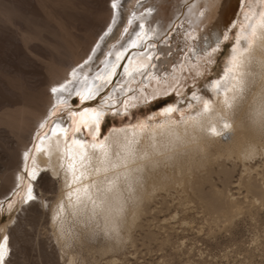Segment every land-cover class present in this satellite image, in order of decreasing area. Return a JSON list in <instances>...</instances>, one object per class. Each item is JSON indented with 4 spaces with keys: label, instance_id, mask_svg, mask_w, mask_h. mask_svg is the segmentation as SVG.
Returning a JSON list of instances; mask_svg holds the SVG:
<instances>
[{
    "label": "rangeland",
    "instance_id": "obj_1",
    "mask_svg": "<svg viewBox=\"0 0 264 264\" xmlns=\"http://www.w3.org/2000/svg\"><path fill=\"white\" fill-rule=\"evenodd\" d=\"M121 1L0 0V114L10 117L9 113L14 112L17 115L21 112V116L12 115L22 121L23 118L26 120L32 111L43 112L40 117L44 116L43 119H39L37 123L39 125L32 131L33 138L29 147L36 143L42 133L56 120L63 121L61 123L64 125L61 126L69 133H82L87 140H91L93 134L89 132L85 123L77 122L78 115L71 116V112L79 113L89 106L99 107L98 109L105 113L97 135L98 138H104L116 128L121 129L125 126L128 128L131 124L147 125L151 123L148 121L154 120L149 119L150 115L156 120L160 119L161 114L156 111L161 112L166 104L179 102L177 106L180 114L178 111L172 113L178 119L181 112L184 115L203 109L204 100L209 103L215 101L213 88L209 85L211 80L222 76L221 73L227 66L228 51L237 38V28L242 26L241 10L239 21H235L225 35L228 39H222L213 51L208 48L201 50L200 53L193 52L190 47L189 52H185L184 42L176 41L177 50L188 59V64H183L182 75L168 92L151 98L146 96L138 98L135 99V103L131 98L132 93L151 92L150 87L154 85V80L151 79L152 71L148 67L146 72L143 71V75L140 73L125 76V69L128 70V59L134 51L145 50L140 44L144 38L151 36V32L149 28L144 30L147 32L146 37L139 36L133 39L134 30L128 31L127 22L136 16L133 11L138 2L148 0H124L125 2L120 3ZM249 1L244 0L245 5ZM257 2L260 4V0ZM114 3L117 5L116 10L113 7ZM116 12L118 16L115 19ZM8 15L14 18L8 20L12 17H7ZM153 17L154 15L142 18V21L151 20ZM169 32L170 30L161 35L154 43L161 41L167 45L169 41L165 40V37ZM180 32V36L185 34L183 31ZM187 40L186 38L185 42H189ZM191 43L195 45V42ZM174 45L175 43H172V49ZM111 49L113 52H110ZM91 51L96 53L89 63L81 67L80 63L85 62L86 53ZM81 54H84L85 58H81ZM168 54V50L165 53L157 51L153 53L152 58L164 59ZM73 57L81 58L76 62L80 67L76 81H97L99 79L96 77L100 75L104 79L99 80L101 83L96 82L94 87L101 84L104 86L99 95L86 104L79 102L74 91L64 100L54 102L47 97L52 93L47 86L50 72L54 70L52 67L54 64H65ZM113 58L111 65H107L106 61ZM75 64L72 66L77 68ZM72 66L69 65L68 70H71ZM118 85L123 89L120 90ZM193 93L201 100L194 101ZM61 94L57 92L58 96ZM46 97L51 107L44 101ZM186 101H190L188 103H191V107ZM125 102L129 115H113V112L123 109ZM23 113L29 114L22 117ZM136 121L138 122L133 124ZM5 125L3 122L0 124V197L3 196L0 198V245L4 240L7 247L3 264H264V192L261 200L258 198L254 200V197L238 184L240 173L243 172L238 160L234 161L235 165L231 160L226 161L227 166L232 168L233 165L226 186H221V180L215 178L214 181L217 187L223 189L227 187L224 189L225 197L227 198L228 194L234 197L241 207L240 213L239 208L233 214H228L224 210L211 214L203 210L197 201H192V204L190 200L181 202L176 198L178 195L175 196L177 193L171 191L169 197L166 195L162 200L165 204L164 202L160 204V198L156 199V205L151 203L152 209L142 214L137 221L139 225L131 229L130 239L114 245L116 248L114 249V246L108 248L110 237L100 230L94 220L79 223L75 229L70 226V235L66 241L57 235L59 228L56 222L52 223L50 220L47 205L56 194L58 181L56 177L47 179L44 169L31 177L26 174L30 159L25 169L16 155V136L10 131L11 128L9 130V126L7 128ZM76 126L81 129L80 132L76 131ZM246 162L251 168V176L263 188L264 154L256 155ZM17 169H21L22 182L11 186L4 179L10 177ZM8 186L13 188L10 189ZM29 187L33 189V199L26 198ZM40 193L44 201L39 199ZM155 207L158 209H153ZM72 228L74 230H71Z\"/></svg>",
    "mask_w": 264,
    "mask_h": 264
},
{
    "label": "bare ground",
    "instance_id": "obj_2",
    "mask_svg": "<svg viewBox=\"0 0 264 264\" xmlns=\"http://www.w3.org/2000/svg\"><path fill=\"white\" fill-rule=\"evenodd\" d=\"M257 1L250 0L245 5L244 0H226L221 8H216L212 4V0H148L147 2H138L133 11L136 16L134 15L135 17L127 22L128 31L133 29V39H137L139 36L146 37L147 32L144 30L150 28L151 36L144 38L140 44L145 48L144 51H134L130 55L127 65L128 71L124 75H140L149 67V70L152 71L151 79L154 80V85L150 87L151 92L149 94H142L140 91L135 92V94L132 93V101L135 102V99L138 98L142 99L145 96L151 98L157 94L168 92L178 81L179 76L182 75V69H184L183 64H188V59H186L185 54H181L180 50H177V42H184L183 51L185 52H189L190 47H192L193 52L199 51L200 53L201 50L208 48L213 51L224 39L229 27L235 24V21H239L241 13L242 26L237 28L236 36L237 38L242 36L241 29L246 28L251 22L245 19V15H251L257 11V8L264 11V0H260V4ZM257 3L259 6L256 5ZM118 11L120 12V10ZM117 12L114 14L115 19L118 16ZM151 15H154L151 20L142 21V18H150ZM9 16L12 15L7 17ZM12 18L14 16L8 20ZM136 20L138 21L135 23ZM169 30L170 32L165 37V40L169 41L167 45L161 41L154 43ZM180 31L185 32V34L180 36ZM258 35L264 37V32L258 30ZM186 38L189 42H185ZM237 38H235L233 47L228 51V62L225 70L221 73L222 76L220 75L210 82L209 87L212 86L213 88L212 93L215 101L209 103L208 111L203 108L184 114L183 120L181 116L176 119L172 113L163 115L160 110L161 112L156 111L161 114L160 119L157 118L158 120H156L152 117L154 120H147L151 123H146L144 128L131 126L132 124L128 128L127 126L121 129L115 127L116 129H113L107 136L105 135L106 137L98 138L93 123L94 117L85 113L83 118L78 115L77 122L85 123L89 132L93 134L91 140H87L82 133H69L64 126H61L63 121L56 120L46 132L42 133L38 141L29 147L30 140L33 138L32 131H34L33 129L39 119H43L44 116L40 118L43 112L37 110L32 111L31 114L30 111L31 115L29 116H27L29 113H26L27 115L23 113L22 117L27 116L26 120L22 119L23 122L17 120V117H13V115H20L21 112L17 115L14 112L13 115L9 113L10 117H5V114L2 113L5 118L0 114V124L3 122L5 125L6 123L5 126L7 128L9 126V130L11 128L10 131L16 136V155H18V159L25 169H27V161L30 159L26 174L31 177L44 169L47 179L56 177L58 181V191L56 190V194L47 207L49 218L52 223L56 222L55 224L59 228L57 235L61 239L66 241L69 238L70 226L75 229L78 228L79 223L84 224L94 220L100 230L110 237L108 248H112L111 246L130 237L131 229L139 225L137 221L140 220V216L152 209L150 206L152 202L155 204L156 199L160 198L161 203L159 201L158 203L162 204L164 196L169 197L168 194L171 191L177 193L175 196L178 195L176 198L181 202L190 200V204H192V201H197L203 210L211 214L218 210L233 214L239 208L238 212L240 213L241 207L234 197L229 194L227 198L225 197L224 189L227 187L224 189L217 187L214 181L215 178L221 180V186H226L235 160L240 162L243 169L238 184H241L246 192L254 197V200L257 198L261 200L264 187L262 188L255 182L256 180L250 173L251 168L246 164L248 163L246 161L256 155L259 156L261 153L264 154V137L260 135L261 121L264 120L261 116V113L264 112V103L261 102L259 96L260 84L264 82V70L260 67L261 61L264 60V57L260 55L261 52H264V38L257 39L247 52H242L241 63L228 71V68L231 67L229 60L232 56V49L244 47L243 41L237 45ZM191 42H195V45L193 46ZM172 43H175L173 49ZM100 45L99 48H101ZM166 50L169 51V54L164 59L152 58L153 53H157V51L165 53ZM94 51L86 53V58L84 54H81V58H85V62L80 63V66L91 61L96 53ZM110 52H113V49ZM81 58L73 57L65 64L50 66L54 69L53 71L50 70L47 82L50 90L54 87L59 88L62 84H66L68 87V91L62 92L61 96H58L57 93H50L47 96L50 100H64L70 92H73V89L96 88L94 87L95 83L100 82L101 79L76 81L79 73L78 68H80L76 62ZM113 60L114 58L106 61L107 65H111ZM75 63L77 68L72 66ZM69 65L72 66L71 70L67 68ZM73 70L77 73L75 79L71 75ZM124 75L123 79H125ZM156 75L161 77L158 78ZM70 81L71 83H69ZM217 81H219V86H216ZM206 85L208 86V81ZM121 89L123 88L120 87ZM47 97L44 100L46 102H48ZM182 98L184 99V96ZM186 102L188 105L191 104L188 103L190 101ZM49 107H51L50 103ZM190 117H195V119ZM138 121L140 122V120ZM78 123L76 124L78 125ZM225 123L229 124L230 127L224 128ZM212 128H215L218 134H214L211 131ZM94 136L96 137L95 140L93 139ZM35 138L36 136H34V140ZM74 140L82 141L83 145L74 143ZM130 141L133 142L137 150V157L146 152L150 159L141 161L137 158L136 163H130L128 169L121 167L110 170L106 174L97 175L95 169L99 166L98 160L102 157L104 150L107 149L110 157L115 160V154L121 152L122 146L128 145ZM101 142L104 149L92 147L93 144H100ZM230 160L233 163L232 168L226 165V161ZM82 172L84 176L80 180H74V176H80ZM10 177H5L4 180L9 182L8 184L11 186L22 182L21 169L13 171ZM108 180L115 181L110 192L106 190ZM94 184L95 186H93ZM85 186H88L87 192L83 191ZM28 190L29 188L26 195H28ZM31 191L33 193V189ZM39 195V199L44 201V198H41V193ZM185 203L187 205V202ZM73 228L71 230H74ZM57 239L59 238L57 237ZM2 244H5L4 240ZM114 249H116L115 246Z\"/></svg>",
    "mask_w": 264,
    "mask_h": 264
},
{
    "label": "snow or ice",
    "instance_id": "obj_3",
    "mask_svg": "<svg viewBox=\"0 0 264 264\" xmlns=\"http://www.w3.org/2000/svg\"><path fill=\"white\" fill-rule=\"evenodd\" d=\"M226 3V0H212V4L216 7V8H221L224 6V4ZM117 5L114 3L113 7L115 8ZM245 19L246 20H250L251 22L247 25L246 28H242L241 32H242V36H239L237 38V45L241 44V41H243V45L244 47L241 49L239 47H234L232 49V56L231 59L229 60V64L231 65V67L228 68V71H231L232 68L238 66L241 63L240 60V56L242 54V52H247L255 43V41L257 39H261L264 37H261L260 35H258V30L261 32H264V11L259 10V8H257V11L252 13L251 15L246 14L245 15ZM225 39H228L227 36L224 37ZM119 59V57H118ZM83 67V66H81ZM125 71L127 72L128 70L125 69ZM137 71H140L139 69H137ZM141 74L143 75V72H141ZM72 77L75 79L77 76V73L75 70H73V72L71 73ZM96 79H104V77L102 76H97ZM110 82V81H105V83ZM71 83V81L69 82ZM103 84H101L100 86L96 87V88H91V87H87L84 89H73L72 91L75 92V95L79 98V102L81 104H86L87 102L93 101L96 96L99 95L100 91L103 88ZM216 86H219V81L216 82ZM68 91V87L66 84H62L59 86V88H53L52 92L53 93H57V92H65ZM167 94V93H166ZM192 98L199 101L201 98L196 96L195 93H193ZM105 103H107V101H105ZM178 101L176 103L173 104H166V106L163 107L162 109V114L163 115H170L171 113L177 112L180 109L178 108ZM203 106H204V110L208 111L209 109V101L204 100L203 101ZM189 107H191V105H189ZM85 113H89L94 117L93 123L95 124V131L96 134H99L100 131V121L102 119V117L105 115V113L103 111L98 110L95 107H85L83 109V111L77 113L75 111L71 112V116H76V115H80L82 118L84 117ZM113 115H124L127 116L129 115V110H128V105L125 104L123 109L121 110H117L115 112L112 113ZM197 115H199V112H197ZM262 119H264V112L261 113ZM152 117H149V119H151ZM191 119H195V117H190ZM181 119L183 120V112H181ZM141 128L146 127V125H140ZM230 125L225 123L224 124V128H229ZM53 131H55V129H53ZM77 132H80L81 129L79 127L76 128ZM211 131L214 134H218L216 133V129L212 128ZM95 136L93 137V139L95 140ZM74 143L76 144H81L83 145V142L80 140H74ZM93 148H101L104 149V145L101 142L100 144H93L92 145ZM137 158H139V160L141 161H145V160H149V154L148 153H143L142 155H140L139 157H137V150L133 144V142H129L128 145H124L122 146V150L121 152H117L115 154V160H113L107 149L104 150L102 157L98 160V167H96L95 172L97 175H100L101 173H107L110 170H115L117 168H125L128 169V166L130 163H136ZM136 170H140V169H136ZM84 176V173L82 172L80 174V176H74V180H80L81 177ZM115 181L113 180H108V186L106 188L107 191H112V186L114 185ZM95 186V184L93 185ZM79 191V190H78ZM84 192L88 191V186H85L83 189ZM28 199H33L34 197L32 196V191L31 188L29 187L28 190ZM93 203H95V201H93ZM7 254V247H6V241L5 244L0 245V264H3L4 262V258Z\"/></svg>",
    "mask_w": 264,
    "mask_h": 264
},
{
    "label": "clouds",
    "instance_id": "obj_4",
    "mask_svg": "<svg viewBox=\"0 0 264 264\" xmlns=\"http://www.w3.org/2000/svg\"><path fill=\"white\" fill-rule=\"evenodd\" d=\"M262 57H264V52H261L260 54ZM260 67L262 70H264V60L261 61ZM261 102L264 103V82L260 84V93H259ZM260 135L264 137V120L261 121V131Z\"/></svg>",
    "mask_w": 264,
    "mask_h": 264
}]
</instances>
